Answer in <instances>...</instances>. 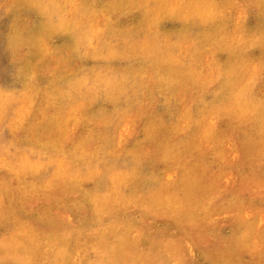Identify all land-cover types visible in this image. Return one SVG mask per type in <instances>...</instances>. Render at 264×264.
Wrapping results in <instances>:
<instances>
[{"label": "rangeland", "instance_id": "obj_1", "mask_svg": "<svg viewBox=\"0 0 264 264\" xmlns=\"http://www.w3.org/2000/svg\"><path fill=\"white\" fill-rule=\"evenodd\" d=\"M262 2L0 0V264H264V46L166 53Z\"/></svg>", "mask_w": 264, "mask_h": 264}, {"label": "bare ground", "instance_id": "obj_2", "mask_svg": "<svg viewBox=\"0 0 264 264\" xmlns=\"http://www.w3.org/2000/svg\"><path fill=\"white\" fill-rule=\"evenodd\" d=\"M262 3H264V2H262ZM262 5V4H261ZM262 8H263V6H262ZM260 9V8H259ZM261 10V9H260ZM260 10H259V12H260ZM264 11V10H263ZM238 15V14H237ZM230 18V20H231V22H233V24H232V29H230V30H227V31H217V32H215V29L217 28L216 26L218 25V24H220V23H222V21L225 19V18ZM257 18L258 19H260V21H261V23L264 25V12H262V10H261V12L259 13V15H257ZM150 20V19H149ZM189 20V19H188ZM241 20L239 21L238 20V18H236V17H234L233 15H232V13L231 14H229V15H227V14H224V15H216V16H213V17H208V18H206V17H204V16H202V17H199V18H196L195 20H193V22L190 24V26H188L186 29H185V31L184 32H182V33H178L177 34V36H176V39H175V42H171L172 43V45L171 46H168L167 45V49H166V53H171L172 55H179V54H181L182 53V51L185 49V45L187 44L186 43V41H188V43L190 42L191 44H190V48H188V56H189V65L190 66H194L195 68H197L199 71H200V73L201 74H204L203 72V70H202V62H201V59H202V57L203 56H207V53H209L211 50L213 51V50H219V51H222V52H232V53H234L236 56H238V57H242V49L240 48V47H242L241 46V43L243 42V41H246L247 43H250L251 45H253V44H255V43H257L258 45H262V46H264V26H261L260 28H258V29H256V30H249V29H247V28H245L244 26H242L241 25ZM142 24H144V23H142ZM187 24V23H186ZM132 28V27H131ZM112 29V28H111ZM195 29H197L198 30V32H195L194 33V31H195ZM108 30V29H107ZM132 30V29H131ZM104 31V30H103ZM129 31V30H128ZM134 31V30H133ZM140 31V30H139ZM152 31V30H151ZM136 32H137V30H136ZM159 32V31H158ZM108 33V32H107ZM107 33H106V35H107ZM133 33V32H132ZM140 32H138V34H139ZM147 33V32H146ZM149 33H151V32H149ZM161 33V32H160ZM104 34V33H103ZM111 34V33H110ZM154 34V33H153ZM153 34H151V35H153ZM136 35H137V33H136ZM136 35H135V33H134V35L132 34V35H130L129 34V36H127L129 39L130 38H134V37H136ZM141 35V34H140ZM145 35V34H144ZM141 36L140 37V41H138V43H142V44H147V47H149V44L150 45H152V47L153 48H155L156 49V53L158 54V53H160L159 51H157V49L159 48V49H161V48H163V46H164V44H166L167 42H168V39H166L165 37H156V38H154V39H152V40H147V38L148 39H150V38H152V37H154V36H152V37H150V35H145V36ZM160 35V34H159ZM166 35V34H165ZM206 35H213V37H212V39L210 40V41H208L207 42V37H206ZM118 36H121V35H118ZM125 36V35H124ZM156 36H158V35H156ZM147 37V38H146ZM204 37H206V38H204ZM111 38V37H110ZM137 38V37H136ZM118 39V38H117ZM185 39V40H184ZM171 41V40H170ZM112 42V41H111ZM110 42V43H111ZM121 42V41H120ZM133 44H136V42H132ZM155 45H157V46H155ZM113 47V46H112ZM166 47V46H165ZM114 49H115V47H114ZM116 49H117V46H116ZM119 49V48H118ZM124 50V49H123ZM119 51V50H118ZM148 51V50H147ZM164 52V51H163ZM152 54H154V53H152ZM156 54V55H157ZM162 54V53H161ZM150 55H151V53H150ZM155 55V54H154ZM160 55V54H159ZM164 55H165V53H164ZM78 57V56H77ZM209 56H207V58H205V61H204V63H205V66H207V70H210V68H213V66L212 67H210L209 65H208V63H209ZM76 59H78V58H76ZM183 61V60H182ZM103 62V61H102ZM184 63H185V61H184ZM77 64V63H76ZM78 64H79V62H78ZM81 65H82V63H81ZM101 65V64H100ZM79 66H80V64H79ZM94 66V65H93ZM187 66V65H186ZM218 66V65H217ZM216 66V67H217ZM81 67V66H80ZM80 67H79V69H80ZM104 67V66H103ZM103 67H100V68H103ZM189 67V66H188ZM215 67V68H216ZM76 68V67H75ZM86 68V67H85ZM91 68V67H90ZM96 68V67H95ZM176 68V67H175ZM76 69H78V68H76ZM107 70H109V69H107ZM107 70H106V72H107ZM96 71V70H95ZM100 71V70H99ZM104 71V70H103ZM110 71H112V70H110ZM114 71H116V70H114ZM124 71V70H123ZM80 72V71H79ZM84 72H86V71H84ZM83 72V73H84ZM101 72V71H100ZM109 72V71H108ZM120 72V71H119ZM75 73V72H74ZM112 73H113V71H112ZM115 73V72H114ZM113 73V74H114ZM145 73V72H144ZM77 74V73H76ZM111 74V73H110ZM117 74V73H116ZM74 75V74H73ZM103 75V74H102ZM81 76H85V75H81ZM81 76H79V77H81ZM104 76V75H103ZM118 76V75H117ZM120 76V75H119ZM73 77V76H72ZM98 76H96V78H97ZM48 78V77H47ZM85 78H87L86 76H85ZM93 78V77H92ZM117 78V77H116ZM115 78V79H116ZM119 78V77H118ZM77 79H79V78H77ZM76 79V80H77ZM83 79H84V77H83ZM82 79V77H81V80H83ZM91 79V78H90ZM132 78L130 77V79L129 80H131ZM134 79V78H133ZM80 80V79H79ZM85 80V79H84ZM83 80V81H84ZM88 80H89V78H88ZM95 80V79H94ZM99 80L102 82V79H100L99 78ZM99 80L98 79H96V81H98V83H99ZM124 80V79H123ZM137 80V79H136ZM141 80V79H140ZM73 81H75V80H73ZM91 81V80H90ZM119 81V80H118ZM120 81H122L121 79H120ZM76 82H78V81H76ZM76 82H75V85H76ZM86 82V81H85ZM88 82V81H87ZM100 82V83H101ZM128 82V81H127ZM130 82L131 81H129V83H127V84H130ZM141 82H143V81H141ZM141 82H139V83H141ZM73 83V82H72ZM80 83V82H79ZM89 83V82H88ZM92 83V82H91ZM95 83H97V82H95ZM94 83V84H95ZM97 83V84H98ZM122 83H123V81H122ZM137 83V82H136ZM144 83V82H143ZM147 83V82H146ZM70 84V83H69ZM113 83H111V85H112ZM149 84V83H148ZM74 85V84H73ZM91 85V84H90ZM131 85V84H130ZM140 85V84H139ZM78 86V88H79V85H77ZM116 86H118V84H116ZM101 87V86H100ZM104 87H107V86H104ZM103 87V88H104ZM109 87H111V88H113V86H109ZM119 87V86H118ZM130 87V86H129ZM132 87H134V86H132ZM131 87V88H132ZM136 87H138L137 85H136ZM141 87V86H140ZM144 88L146 87V85L145 86H143ZM151 87V86H150ZM73 88H75L74 86H73ZM78 88H76V90L78 89ZM81 88V87H80ZM96 88V87H95ZM147 88H149V87H147ZM167 88H170V87H167ZM82 89V88H81ZM84 89V88H83ZM87 89V88H86ZM93 89V88H92ZM105 90H106V88H104ZM122 89H124L123 88V86H122ZM139 89V88H138ZM79 90V89H78ZM94 90V89H93ZM109 92H110V90H109V88L107 89ZM113 90V89H112ZM127 90V89H126ZM125 90V91H126ZM148 91L150 90V89H147ZM147 90H146V92H147ZM152 90H155V89H152ZM157 90V89H156ZM83 91V90H82ZM116 91H117V88H116ZM124 91V92H125ZM128 91H129V88H128ZM140 91V90H139ZM144 91V90H143ZM159 91H161V90H159ZM79 92L81 93V91L79 90ZM91 92V91H90ZM112 92V91H111ZM127 92V91H126ZM130 92V91H129ZM136 92V91H135ZM162 92H164V91H162ZM85 93V92H84ZM99 93V92H98ZM98 93H97V95H98ZM123 93V92H122ZM5 94V93H4ZM88 94V93H87ZM101 94V93H100ZM116 94H117V92H116ZM124 95L126 94V93H123ZM150 94V93H149ZM148 94V95H149ZM151 94H153V93H151ZM176 94V93H175ZM108 95V94H107ZM113 95V94H112ZM111 95V97H109V95H108V97H109V100H110V98L112 99V97L114 98V96H112ZM128 95H130V94H128ZM154 95V94H153ZM171 95H172V93H171ZM171 95H169V94H163V95H161L160 96V98H159V101H160V103L162 104V107H164L165 109L167 108V109H169L170 108V106H171V108H172V102H173V95L171 96ZM180 95V94H179ZM103 96V95H102ZM105 96H106V94L104 95V98H105ZM118 96V95H117ZM145 96V95H144ZM151 96V95H150ZM181 96V95H180ZM123 97V96H122ZM128 97V96H127ZM127 97H126V99H127ZM134 97H136V96H134ZM147 97V96H146ZM183 97V96H182ZM186 97V96H185ZM93 98V97H92ZM97 98V97H96ZM96 98H95V100H96ZM141 98H142V96H141ZM140 98V99H141ZM145 98V97H144ZM151 98V97H150ZM152 98H153V96H152ZM151 98V99H152ZM94 99V98H93ZM118 99H120V98H118ZM123 99H124V97H123ZM155 99H156V97H155ZM104 100V99H103ZM106 100V99H105ZM113 101H114V99H112ZM131 100V99H130ZM136 100V99H135ZM175 100V99H174ZM111 101V100H110ZM178 101H179V99H178ZM133 102H135V101H133ZM133 102H132V104H133ZM144 102V101H143ZM159 103V102H158ZM137 104H138V102H137ZM134 105V107H136L137 105H135V104H133ZM150 105V104H149ZM148 105V106H149ZM12 106H14V105H12ZM146 107V106H145ZM158 107V106H157ZM118 108H122V107H118ZM144 108V107H143ZM175 108H177V107H175ZM135 109V108H134ZM148 109H150V108H148ZM158 109V108H157ZM172 109H174V108H172ZM159 110V109H158ZM162 110V109H161ZM189 110V109H188ZM131 111V110H130ZM164 111V110H163ZM176 111V110H175ZM178 111V110H177ZM12 112V111H11ZM126 112H128V111H126ZM126 112H125V114H126ZM165 112V111H164ZM170 113H171V110H170ZM174 113V112H173ZM179 113V112H178ZM188 113V112H187ZM128 114V113H127ZM184 114H186V113H184ZM188 117H189V119H190V116L189 115H187ZM186 116V117H187ZM192 116V115H191ZM181 117V116H180ZM177 118H179V117H177ZM183 118H184V116H183ZM175 119V118H174ZM183 120V119H182ZM184 121H185V119H184ZM32 152V151H31ZM30 154V153H29ZM235 234V233H234ZM232 241H233V239H231ZM229 241V240H228ZM228 241H226V242H228ZM231 241V242H232ZM216 244H218V242L216 243ZM215 244V245H216ZM232 244H234V243H232ZM227 245V244H226ZM219 246V245H218ZM225 246V245H224ZM230 247H231V245H230ZM229 247V248H230ZM225 248V247H224ZM234 248V247H233ZM226 249H227V247H226ZM214 250V249H213ZM223 250V249H222ZM224 251V250H223ZM228 251H230V250H228ZM226 252V251H225ZM228 253V252H227ZM209 254H211V253H209ZM213 254V253H212ZM220 254V253H219ZM214 255V254H213ZM224 255H225V253H224ZM206 256V255H205ZM215 256V255H214ZM210 257H212V256H210ZM204 258V257H203ZM151 260V259H150ZM154 260V259H153ZM152 260V261H153ZM159 260V259H158ZM157 260V261H158ZM217 261V260H216ZM160 262V261H159ZM220 262V261H219ZM223 263V262H222Z\"/></svg>", "mask_w": 264, "mask_h": 264}]
</instances>
